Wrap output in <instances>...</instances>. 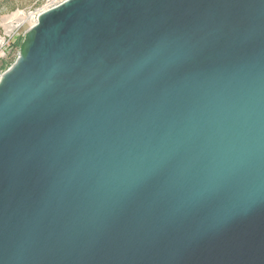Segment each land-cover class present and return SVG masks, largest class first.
<instances>
[{"label": "water", "instance_id": "obj_1", "mask_svg": "<svg viewBox=\"0 0 264 264\" xmlns=\"http://www.w3.org/2000/svg\"><path fill=\"white\" fill-rule=\"evenodd\" d=\"M0 264H264V0H65L0 78Z\"/></svg>", "mask_w": 264, "mask_h": 264}, {"label": "rangeland", "instance_id": "obj_2", "mask_svg": "<svg viewBox=\"0 0 264 264\" xmlns=\"http://www.w3.org/2000/svg\"><path fill=\"white\" fill-rule=\"evenodd\" d=\"M63 1L0 0V78L20 56L39 14ZM8 5H15L16 9L6 11Z\"/></svg>", "mask_w": 264, "mask_h": 264}, {"label": "trees", "instance_id": "obj_3", "mask_svg": "<svg viewBox=\"0 0 264 264\" xmlns=\"http://www.w3.org/2000/svg\"><path fill=\"white\" fill-rule=\"evenodd\" d=\"M40 3H38L37 5H39ZM16 9V7H15V5H13V6H7L6 7V11H13V10H15Z\"/></svg>", "mask_w": 264, "mask_h": 264}]
</instances>
